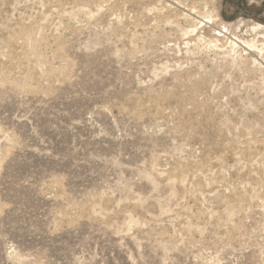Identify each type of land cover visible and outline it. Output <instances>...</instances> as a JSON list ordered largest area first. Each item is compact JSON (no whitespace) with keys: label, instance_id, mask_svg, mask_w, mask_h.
<instances>
[{"label":"rangeland","instance_id":"1","mask_svg":"<svg viewBox=\"0 0 264 264\" xmlns=\"http://www.w3.org/2000/svg\"><path fill=\"white\" fill-rule=\"evenodd\" d=\"M0 264H264V0H0Z\"/></svg>","mask_w":264,"mask_h":264},{"label":"bare ground","instance_id":"2","mask_svg":"<svg viewBox=\"0 0 264 264\" xmlns=\"http://www.w3.org/2000/svg\"><path fill=\"white\" fill-rule=\"evenodd\" d=\"M256 29V28H255ZM256 49H257V47H256Z\"/></svg>","mask_w":264,"mask_h":264}]
</instances>
